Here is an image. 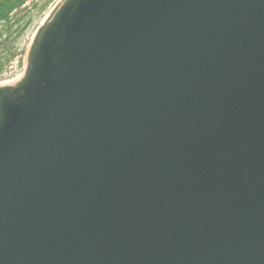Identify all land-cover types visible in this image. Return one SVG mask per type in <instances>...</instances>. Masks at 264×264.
I'll list each match as a JSON object with an SVG mask.
<instances>
[{"label":"water","instance_id":"water-1","mask_svg":"<svg viewBox=\"0 0 264 264\" xmlns=\"http://www.w3.org/2000/svg\"><path fill=\"white\" fill-rule=\"evenodd\" d=\"M0 264H264V0H60L0 82Z\"/></svg>","mask_w":264,"mask_h":264},{"label":"flooded vegetation","instance_id":"flooded-vegetation-1","mask_svg":"<svg viewBox=\"0 0 264 264\" xmlns=\"http://www.w3.org/2000/svg\"><path fill=\"white\" fill-rule=\"evenodd\" d=\"M2 2L5 4L0 8H5L6 12L1 17L0 28L20 34L21 38L32 28L35 20L44 13L49 4V0H5ZM0 5H2L1 1Z\"/></svg>","mask_w":264,"mask_h":264},{"label":"rangeland","instance_id":"rangeland-1","mask_svg":"<svg viewBox=\"0 0 264 264\" xmlns=\"http://www.w3.org/2000/svg\"><path fill=\"white\" fill-rule=\"evenodd\" d=\"M60 0H49V4L47 5V9L44 11L42 15H40L33 24L32 28L22 37L15 39V46H19L20 56L16 59L13 63V66L8 70L5 77L0 82L13 80L14 78L18 77L19 75L23 74L25 70V58L26 53L29 48V43L32 40L33 36L35 35L36 31L38 30L41 23L44 19L48 16V14L52 11V9L56 6V4Z\"/></svg>","mask_w":264,"mask_h":264},{"label":"trees","instance_id":"trees-1","mask_svg":"<svg viewBox=\"0 0 264 264\" xmlns=\"http://www.w3.org/2000/svg\"><path fill=\"white\" fill-rule=\"evenodd\" d=\"M2 5L5 4L0 0ZM10 1V0H6ZM6 5H4L5 7ZM6 9L0 8V21L2 20L1 17L5 14ZM22 35L16 34L15 32H9L5 28H0V81L5 77L8 70L13 66V63L16 59L20 56L19 46H15V42L20 39Z\"/></svg>","mask_w":264,"mask_h":264}]
</instances>
